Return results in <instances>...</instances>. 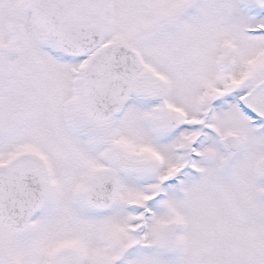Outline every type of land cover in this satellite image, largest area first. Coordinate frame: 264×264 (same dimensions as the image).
Returning <instances> with one entry per match:
<instances>
[{"label":"snow or ice","instance_id":"obj_1","mask_svg":"<svg viewBox=\"0 0 264 264\" xmlns=\"http://www.w3.org/2000/svg\"><path fill=\"white\" fill-rule=\"evenodd\" d=\"M0 264H264V0H0Z\"/></svg>","mask_w":264,"mask_h":264}]
</instances>
